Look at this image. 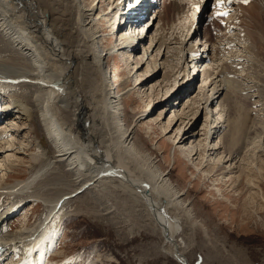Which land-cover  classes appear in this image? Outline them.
<instances>
[{
    "label": "bare ground",
    "instance_id": "1",
    "mask_svg": "<svg viewBox=\"0 0 264 264\" xmlns=\"http://www.w3.org/2000/svg\"><path fill=\"white\" fill-rule=\"evenodd\" d=\"M85 1L0 0V33L8 43V45L7 43L3 44L5 47L2 46V42L0 43V127L5 126L4 133L0 134V141L6 139L0 142V195L9 196L8 199H11L15 204L27 200L33 204V202H38L36 200H41L47 210L45 215L29 228L24 227L15 234H7L6 237L8 241L17 242L19 237L26 239L35 233L39 236L37 240L40 239L41 244L55 241L56 232L51 235L46 232L47 228L45 227L48 224L57 227L61 216L63 214L66 216L71 212L66 211L71 200H76V196L84 192H93L96 193V196L100 194V197L108 192L109 195H114L125 209H130L126 214H131L136 221L141 219L142 227L145 229L147 227L151 233L161 239L162 254L172 258L177 264H188L187 260L183 258V254L194 246V234L196 229L201 226V221L197 219L192 202L185 200V195L171 180L170 172H164L151 155L143 151L139 143L137 127L147 119L151 109H148L143 115L134 114L128 123L123 102L131 89L124 87L122 92L116 90L117 86L113 81H117V76L112 71L113 75L108 77L110 73L106 71L104 60L114 56L115 53L120 54L122 58L127 57L125 60H130L132 53L136 54L135 59L133 58L134 67L135 70L137 66L139 68L134 73V75L137 74L135 82L145 75L149 80L154 79L160 73L161 66L166 67L168 72H172L175 65L171 62L175 56L178 58L179 54H181V61L179 60L181 71L184 72L187 68L191 69L192 73L197 72L198 74L197 69L204 67L201 73L203 82L199 87L200 91H198V98L202 103L190 99L187 101L190 104L187 108L190 109L193 104L203 105L205 107L202 110H205L206 113H204L207 116V108L221 96L223 97L221 105L228 108L227 112L230 116L226 120L227 122H223L227 124L225 127L228 130H225V135L220 137V141L222 138L221 149L228 154L224 157L223 155L217 156L214 160L215 164L206 163L202 167L208 175L222 172L223 169L228 170L223 167L224 162H231L236 153L238 157L242 154V149L236 150L234 153L230 151L231 149H226L229 143L237 145L233 142V132L237 129L235 123L238 118H232L231 115L238 116V113L241 115L242 109L237 105L241 103L244 109L245 104L252 105V100L257 97H251L252 95L249 96L244 91L240 95V101L234 102V97L233 99L230 97L229 85L237 83L236 85L241 86V83L233 79L229 81L225 75L228 78L229 75L233 76L229 73L228 67L234 68L235 64L223 62L219 71L218 66H215L216 68L211 66L219 60L221 61V58L217 59V57L222 56L223 53L228 54L236 50L230 55L231 58L228 57L229 61L245 60L250 62L249 59H251L264 72V0H247L246 3L243 0H155L157 5L156 8H153L154 20L152 17L150 18L153 23L148 25L147 30L142 27L140 29L139 26L145 23L144 21L151 12L142 22L139 20L135 25L125 27L126 24L125 26L120 25L128 15V6L124 0H107L108 3L101 8L102 13L100 14L96 13L95 6L103 0H95L96 4L92 7H87ZM192 4L199 10H204L210 4V14L207 18L201 17L200 21L194 19L190 16L193 14L192 11L188 12V8ZM139 14L138 10L131 16L136 17ZM181 15H183L182 22H185L186 25L183 23L180 28H177L181 30V37H177V34L169 32L168 27L175 18ZM106 16L109 17L107 22L110 23L109 27L113 30V36H116L118 42L114 48L108 50L101 48L102 51H100L98 43L100 35L97 27L100 20ZM201 25L204 26L202 31L200 30ZM154 26L157 29L156 35L154 34V38L152 35L149 36L147 45L146 37ZM177 29L175 27L173 31H177ZM17 31H22L19 33H23L22 36L18 35ZM200 36L203 40L199 38ZM166 37L169 38L166 39ZM197 39L196 43L199 46L193 44ZM164 44H167L168 47L161 52ZM174 45L177 46L174 47ZM202 45L211 46V55L215 54V57L208 56L210 54H207L206 57L201 55L199 57L201 52L198 53V51ZM240 45H246L245 50L248 54L242 53L244 49ZM10 49L16 56L5 60L2 58V54ZM208 49L204 51H208ZM204 51L202 52L205 53ZM8 54L10 53L8 52ZM169 54L170 57L167 59L165 56ZM238 54L240 56H237ZM243 54L245 56L242 58ZM18 57L23 61L20 64H24L21 66H25L23 67L25 69L16 68L13 65L12 59ZM162 57H165L164 61ZM205 60L209 62L206 65ZM25 62L28 66L25 65ZM144 64L146 67L140 69ZM189 64L193 67L190 68ZM210 67L213 72L214 70L218 72L217 77L214 76L216 73L209 72ZM242 71L245 70H241L240 73ZM212 75L215 78L222 77L217 87V82L212 83ZM189 76V74L187 76L184 74L181 79L183 81L187 77L191 79ZM262 79V88L264 89V78ZM164 80L161 83L160 81L156 82L157 86L159 83L161 86L165 82ZM260 85L256 86L254 90L259 93L260 100L264 101V90ZM218 87L222 88L218 89ZM171 95L169 94L163 100V104L171 99ZM149 96L148 94V106L152 101ZM6 97L8 98L5 99ZM262 108L264 111V106ZM218 109L216 114L211 113L212 118L214 116L217 118L210 124L213 127L209 129V133L204 134V140L192 141L194 114L185 117V121L189 119L187 124L184 122L180 124L186 125V131H182L180 126L176 128L177 134L174 137V141H177L176 145L179 142L182 144L187 139L190 141L188 157L193 154V156L197 155L205 160L208 151H213V154H216L219 150L217 147L210 149V143H208L212 130H215L212 134L215 135L218 132L217 129L223 126L220 127L223 114L221 110L223 109ZM249 110L250 108H247L246 114ZM190 111H195V109ZM36 112L39 114V125L44 128L48 142L55 150L56 154L53 159H55L56 167H61L62 170L59 169L57 172L56 168L48 167L45 151L40 146L39 150L33 154L30 153L28 158L33 165H38L36 172L25 181L16 182L15 185L12 184L13 186L9 185L10 188L2 186L7 175L23 163V156L28 155V152L31 151L29 143L26 142V136L32 129V122H36L33 116ZM1 113L5 114L4 120L1 118ZM178 113H180L178 110L171 112L166 126L173 124L172 127H174L178 121H183ZM188 126L190 127L188 128ZM261 126V128L254 129L255 135L252 139H259L260 135L264 134V121ZM259 129L260 131H258ZM165 130L163 129V131ZM5 132H7L6 136ZM21 134L23 138L20 139ZM257 143L259 142L253 140L251 145ZM255 145V149L262 150L257 153L255 159L257 163L253 164L254 168L250 164L246 165L240 172V174L246 173L249 177L247 187L252 192L247 198L249 201L259 199L258 191H255L256 188H259L255 183L256 174L258 172L263 175L264 172V147ZM244 159L239 161L245 163ZM240 174L238 179L243 177ZM218 175H221L222 178L225 177L224 180L228 178L223 173ZM230 181L231 179L226 182L222 181L221 184L227 185ZM216 182L219 184L218 181ZM262 199L264 200V194ZM31 207L33 211V205H30ZM103 208V210L101 209L103 219L113 220L112 213L115 209L110 207L111 210L113 209L111 211L109 207ZM7 210L3 212L2 209L0 217ZM79 210L80 207L74 211ZM95 212L92 214L101 217L102 213ZM204 231L206 230L204 229ZM9 256L10 253L6 252L0 243V261L7 262ZM18 263L20 262L16 260L13 262V264Z\"/></svg>",
    "mask_w": 264,
    "mask_h": 264
},
{
    "label": "rangeland",
    "instance_id": "2",
    "mask_svg": "<svg viewBox=\"0 0 264 264\" xmlns=\"http://www.w3.org/2000/svg\"><path fill=\"white\" fill-rule=\"evenodd\" d=\"M94 1L95 0H86V6H95L96 3ZM106 3H108L107 0L99 2V4L95 6V8H97L96 13H102L101 8L105 7ZM151 17L154 20L153 13ZM148 18L144 22H149ZM182 18L183 15L175 18L168 27L170 29L169 32L177 34V37H181V30L177 28H180L183 23L185 24V22H182ZM108 19L109 17L107 16L105 18H102L97 27L100 35V41H98L100 51H102V49L108 50L109 48H114V46H116L118 42L116 36H113V30L109 27L110 23L107 22L109 21ZM152 21L149 24H152ZM175 27L177 31H173ZM202 27L204 26H200L201 31L203 29ZM156 30L157 29L155 26L154 28L149 30L147 35L148 38L146 37L147 45L149 43V36L152 35L154 38V36L156 35ZM20 32L22 31H17L18 35L22 36L21 34L23 33L19 34ZM0 36L2 37L1 33ZM1 37L0 43L2 42V46L5 47V45L3 44L7 43V41H5L3 37ZM168 38L169 37H166V39ZM199 38H202V36H200ZM198 39L193 43L195 46H199L197 45L198 43H196ZM175 46L177 45H174V47ZM245 46L240 45V47L244 49L242 53L245 52L244 54H248L247 50H245ZM167 47L168 45L164 44L161 48V52L164 51V48L167 49ZM199 49L200 51H198V53L201 52L198 55L199 57H206L207 54H210L208 51H204V47ZM202 51H204L205 53H203ZM234 51L228 54L223 53L222 56L217 57V59L221 58L222 62L219 60L215 63L216 65L212 64L213 66L211 67L216 68L218 66L219 71L224 63L227 64L228 62V64L230 63L231 65L235 64V67L233 66L234 68H232V66L228 67L230 70H232L231 72L227 68L229 73L233 74V76L229 75L228 78L225 75V78L227 80L232 81L233 79L236 80V82L238 81L241 83V86L236 85L237 83L229 85V93L231 92L230 97L231 99H233L234 97V102L240 101V95L244 91L249 96L252 95L251 97L256 96L257 98L252 100L253 106L251 104H245V108L243 109L241 103L237 105L238 108L241 107L240 109H242L241 115L239 113L237 114L239 117L235 114L231 115L232 118H238L237 122L235 123L237 129L235 132H233V142H235L234 144L237 145L229 143L226 149H231L230 151L233 153L236 150L242 149V154L238 157L236 153L234 154L235 156H233V160L231 162H224L223 167L228 170L223 169L222 172L219 171L218 173L216 172V174L212 173L210 175L204 172L205 169H203L202 166L206 165V163L210 165L215 164L214 160L217 156L219 157L220 155H223L224 157L228 154L227 152H224L223 149H221L223 141L222 138L220 141V137L225 135V130H228V128L225 127L227 126V124H224L223 122L228 120L230 115L229 112H227L228 108L221 105L223 98L222 96L218 100H216L214 104L210 105L207 108V116L205 115V110H202L205 107L203 105L199 106L198 104H193L190 109L187 108L188 105H190L187 101H189L190 99L200 101L198 98V91H200L199 87L202 86L203 82V75L201 73L204 67L197 69L199 71L198 74L197 72L192 73L193 71L191 72V69L188 70L187 68L186 70L184 69V72L181 71V54H179L178 58H175L177 57L175 56L173 58V61L171 62V64L173 63L175 65V69L172 70V72H168L166 67L164 68V66H161L160 73L157 74L154 79L149 80L145 75L144 77H141L139 81L135 82V76L137 74L134 75V73L139 68V66H137L135 70L134 67V56H136V54L133 55L132 53L130 60H125L127 59V57L122 58L120 54L115 53L114 56L106 58L104 60L106 71L110 73L109 75L106 72L108 74V77L110 78V76L113 75L112 71L117 76V81L112 77L114 80V85L117 86L116 90L122 92L124 87L126 89H131V91L129 92L131 94L127 93L123 102L125 114L128 118V123H130L131 117L134 116V114L143 115L144 112L148 111V109H151L149 110V116L147 115V119L137 127V136L139 139V143L143 151L150 154L155 162H157V165L161 167L164 172H170L171 180L175 185H177L181 193L185 195V200L192 202L197 219L201 221V226L196 229L194 234V246L187 249L183 254V258L187 260L188 264H264V200L262 199V195L264 194V172L263 175L261 174L262 177L258 172L256 174L257 179L255 183L259 186V188H256L255 191H258L259 199L253 201H249L247 199L249 197V194L252 193L251 190L247 187V181L249 180V177L246 175V173L240 174L242 168L246 167V165L250 164L251 167L254 168L253 164L257 163L255 159L257 153L260 150L258 148H254L255 144H253V146L251 145L253 140L259 142L255 146L259 147V145H262V147H264V134L260 135L259 139H252L255 135L254 129H257V127L261 128V125L264 121V111L262 108V106H264V101L260 100L259 93L255 92L256 90H254L256 89V86H259V84H261V89L264 90L262 88V78H264V72L263 70H261L262 68L260 69L258 65L256 66L255 61L251 59H249L250 62H247L245 60H241L240 62L229 61V58H231L230 55L235 53ZM8 52L11 55L8 54ZM12 52L13 50L11 51V49L4 52L2 54V58H4L5 60H10L11 58L16 56L15 54H12ZM170 54L166 55L165 57L168 59L170 57ZM239 54L241 55V53ZM239 54L237 56H240ZM244 54L242 55V58L245 56ZM226 55L228 56L225 57ZM208 56L212 55L210 54ZM165 57H162L163 61L165 60ZM212 57H215V54H213ZM19 58L20 57L12 59L14 61L13 65L16 68L25 67L21 66L24 64H20L23 61L19 60ZM214 60L216 61V58H214ZM204 62L205 65L206 63H209L206 60ZM219 63H222V65H220ZM25 65L28 66L26 62ZM239 65L244 66L242 67ZM143 66L140 69H144L146 67V65L144 67ZM188 66L191 68L192 65L189 64ZM211 67L209 68V72H212L213 74L216 73L214 74V76L217 77L218 72L215 70L213 72ZM239 70L245 71H242L240 73ZM183 73L185 74V76L189 74V77H191V79L187 77L184 78L183 81L181 79V76L184 75ZM165 77H167L166 80H164ZM215 77H213L212 75L211 80L212 83L217 82V87L218 84H220V80L222 77H219L220 79ZM163 80L165 82H163L160 86V83ZM158 81H160L159 86H157L156 83ZM182 81L183 83H181ZM124 82L125 85L123 86ZM221 88L218 87V89ZM242 89L244 90L242 91ZM148 94L152 99L149 106L147 105ZM169 94H172L171 99L168 100L167 103L163 104V100L167 98ZM7 98L8 97H6L5 99ZM199 103L201 104L202 102L200 101ZM218 104L219 106H217ZM218 108L223 109L221 110L223 111V114L220 127L222 125L223 126L222 128L217 129L218 132L215 135H212L213 132H215L214 129L212 130L208 143H210V149H214V147H217V149L219 150H217L216 154H213V151H208L209 153H206L205 160L197 157V155L193 156V154L188 157V145L190 144V141H188L187 139L182 144L181 142H179V144L176 145L177 141H174V137L177 134V132L175 131L176 128L180 126L181 130L184 131L186 128L185 124H187L189 120L186 119L185 121V117L187 115L194 114L195 121L192 122L193 125L191 132L193 135L192 141H197L198 139L204 140L205 135L209 133V129L213 127V125L211 126L210 124L213 123L217 118V116H214V118H212L211 113L216 114L219 110ZM247 108H250V110L247 111L246 114ZM191 109H195V111H190ZM173 110H178V112L180 111V113H178V116L180 115L183 121H178L176 125H174V127H172L173 124H168L166 126L168 118L170 117ZM33 116L36 120V122H32L33 131L31 129L29 135L26 136V142L29 143V149L31 151L28 152V155L23 156V163L13 169L12 172L7 175V179L5 180V183L2 184V186L5 185L10 188L11 186L9 185H15L14 183L16 182L23 180L25 181L28 177L36 172V170L38 169V165H33V163L29 161L28 158L31 154H33V152H37L40 146L41 149L45 151V159H47L48 161V167L54 169L56 168L55 170L57 172H59V169L62 170L61 167H56L57 165L55 164V159H53L56 153L54 148L52 147V144L48 142L49 140L47 139V136L44 132V128L39 125V114L36 112ZM181 122L185 123L184 126L180 125ZM189 124L191 125V123ZM28 125L30 127V123ZM4 127V125L0 127V134L4 133ZM189 127L190 126H188V128ZM163 129L166 130L163 131ZM258 131H260V129ZM6 134L7 132H5V136ZM19 138H23V135L21 134ZM5 140L6 139H3L0 142H3ZM184 144H186V146H184ZM247 144L251 146H248ZM245 154L248 155L246 156ZM242 158H245V163L239 161L242 160ZM221 173H223L224 176L228 177L227 180H224L225 177L222 178L221 175H218ZM213 174L214 176L212 177ZM239 174L243 175V177L241 176L240 179H238ZM230 179L231 181L228 182L227 185L221 184L222 181L226 182ZM216 181H218L219 184H216ZM8 197L9 196L4 197L6 203L8 201L11 202V199H8ZM36 201L38 202H36L33 206L34 210L33 212H31L32 216L27 219V217L23 215L22 220L18 223L19 228L11 233L15 234L17 231L24 229V227L29 228L32 224L39 221L40 217L45 215L47 210L43 202H41V200ZM1 205L3 206L4 203H2ZM78 207H80V210L74 211ZM103 207H109V209L110 207H112L115 209L114 211L113 209H110L111 211H113V220L103 219ZM129 210V208L125 209L123 207V204L119 202L114 195H109L108 192L104 195H101V197L100 194L96 196V193L93 192H84L78 194L76 196V200H71L70 205L67 206L66 210L71 212L66 215L68 216V220L65 223L66 233L64 228L65 235H63L60 242V245L62 246V243L64 242L63 240L65 239L66 245L61 249L59 247L54 256L57 255L59 257L58 261H61L65 256L73 255L76 252H80L81 250H83L81 252H84L85 258L89 260L88 264H93V262H95L96 264H177L172 258L162 254L161 239L158 238L157 235L151 233L147 227L146 229L143 228L142 224L140 223L141 219H139L140 221L137 220V222L131 214H126V212ZM25 211L29 213L28 208H26ZM94 211H96L95 213L97 214L102 213L101 217L93 215ZM62 216L58 223V225L60 224V226H64L62 219L65 216L64 214ZM204 229L206 231H204ZM9 263L10 258L7 262H4V264ZM47 263L60 264V262L53 261L52 259H49Z\"/></svg>",
    "mask_w": 264,
    "mask_h": 264
},
{
    "label": "snow or ice",
    "instance_id": "3",
    "mask_svg": "<svg viewBox=\"0 0 264 264\" xmlns=\"http://www.w3.org/2000/svg\"><path fill=\"white\" fill-rule=\"evenodd\" d=\"M243 2H245V3H246V2H247V0H243Z\"/></svg>",
    "mask_w": 264,
    "mask_h": 264
}]
</instances>
